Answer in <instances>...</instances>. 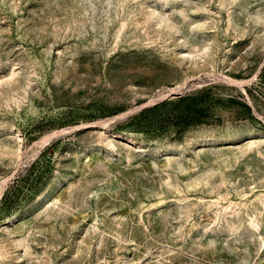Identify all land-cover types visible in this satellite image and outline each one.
Masks as SVG:
<instances>
[{"label": "rangeland", "instance_id": "obj_1", "mask_svg": "<svg viewBox=\"0 0 264 264\" xmlns=\"http://www.w3.org/2000/svg\"><path fill=\"white\" fill-rule=\"evenodd\" d=\"M0 264H264V0H0Z\"/></svg>", "mask_w": 264, "mask_h": 264}, {"label": "trees", "instance_id": "obj_2", "mask_svg": "<svg viewBox=\"0 0 264 264\" xmlns=\"http://www.w3.org/2000/svg\"><path fill=\"white\" fill-rule=\"evenodd\" d=\"M184 99H185V96L180 95V96H177V97L175 98V101H177V102H181V101L184 100ZM165 101H166V99L162 100V101L159 102V103H163V102H165ZM159 103H157V104H159Z\"/></svg>", "mask_w": 264, "mask_h": 264}, {"label": "bare ground", "instance_id": "obj_3", "mask_svg": "<svg viewBox=\"0 0 264 264\" xmlns=\"http://www.w3.org/2000/svg\"><path fill=\"white\" fill-rule=\"evenodd\" d=\"M111 133H112L113 135H118V134L114 133L113 131H111ZM20 136H21V134H19V137H20ZM20 138H21V137H20ZM247 143L250 145V144L253 143V140H252V139H249ZM167 153H169V152H167ZM169 154H170V153H169Z\"/></svg>", "mask_w": 264, "mask_h": 264}]
</instances>
